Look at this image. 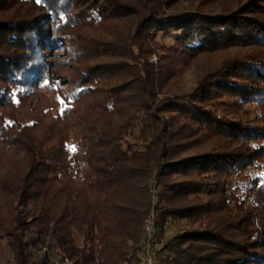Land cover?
Listing matches in <instances>:
<instances>
[{
	"label": "trees",
	"instance_id": "trees-1",
	"mask_svg": "<svg viewBox=\"0 0 264 264\" xmlns=\"http://www.w3.org/2000/svg\"><path fill=\"white\" fill-rule=\"evenodd\" d=\"M2 199L7 264H141L152 205L159 264H264V0H0Z\"/></svg>",
	"mask_w": 264,
	"mask_h": 264
},
{
	"label": "built area",
	"instance_id": "built-area-1",
	"mask_svg": "<svg viewBox=\"0 0 264 264\" xmlns=\"http://www.w3.org/2000/svg\"><path fill=\"white\" fill-rule=\"evenodd\" d=\"M157 225V215L152 207L150 212L144 218V242L143 252L141 255V264H156L157 257L162 252L164 242L157 238L155 231ZM52 252L53 256L58 257L60 262L53 261L54 264H71L68 258H66L61 249L54 245L52 247L44 246L39 249L32 250V256L36 258L41 254H49ZM54 259V258H53Z\"/></svg>",
	"mask_w": 264,
	"mask_h": 264
},
{
	"label": "rangeland",
	"instance_id": "rangeland-1",
	"mask_svg": "<svg viewBox=\"0 0 264 264\" xmlns=\"http://www.w3.org/2000/svg\"><path fill=\"white\" fill-rule=\"evenodd\" d=\"M184 5H185V3H184ZM153 62H155V58L153 59ZM194 66H196V65H193V66H191V67H189L187 69L186 79H188V80L192 79L191 74L194 72L193 70L196 69V67H194ZM0 207H1V212H2V214L4 216H8L12 211H15V209L17 208V206H16L15 203H12L11 201H9L7 199H2L0 201ZM152 207H153V205H152ZM22 209L23 208L21 207L20 210H22ZM155 234H156V236H157L158 239H160V240H162L164 242V247H165V243H166L165 237H162V236L158 235L156 233V231H155ZM143 242H144V240H143ZM44 246H50V247H52V246H54V244H50V243H48L46 241V243H45ZM40 247H42V246L40 245V246L36 247L35 249H39ZM162 255H163V250L158 255V258L162 257ZM10 258H11V252H10V250L7 247H5V246H3L2 248H0V264H7V261ZM49 259L51 261H54L55 260L57 262H60V259L58 257L53 256L52 252L49 255ZM156 264H159L158 260L156 261Z\"/></svg>",
	"mask_w": 264,
	"mask_h": 264
}]
</instances>
